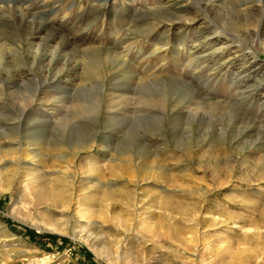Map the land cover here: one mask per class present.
Wrapping results in <instances>:
<instances>
[{"label": "rangeland", "instance_id": "374dc122", "mask_svg": "<svg viewBox=\"0 0 264 264\" xmlns=\"http://www.w3.org/2000/svg\"><path fill=\"white\" fill-rule=\"evenodd\" d=\"M0 15V264H264V0Z\"/></svg>", "mask_w": 264, "mask_h": 264}, {"label": "bare ground", "instance_id": "6f19581e", "mask_svg": "<svg viewBox=\"0 0 264 264\" xmlns=\"http://www.w3.org/2000/svg\"><path fill=\"white\" fill-rule=\"evenodd\" d=\"M245 11H247V10L245 9ZM0 16H1V15H0ZM25 43H26V42H25ZM0 49H2V46H1V45H0ZM201 53H202V52H201ZM214 54H215V53H214ZM214 54H213V55H214ZM216 54H217V53H216ZM198 58L200 59V57H198ZM195 59H196V58H195ZM210 60H211V58H210ZM52 84H53V83H52ZM55 201H56V200H55ZM91 224L95 225L96 223H95V222H91L90 225H91Z\"/></svg>", "mask_w": 264, "mask_h": 264}]
</instances>
